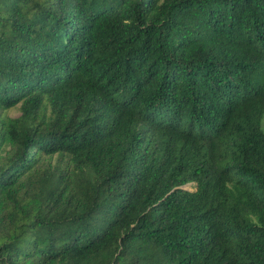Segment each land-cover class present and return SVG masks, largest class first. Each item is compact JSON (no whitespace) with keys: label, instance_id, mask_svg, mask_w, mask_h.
Segmentation results:
<instances>
[{"label":"trees","instance_id":"16d2710c","mask_svg":"<svg viewBox=\"0 0 264 264\" xmlns=\"http://www.w3.org/2000/svg\"><path fill=\"white\" fill-rule=\"evenodd\" d=\"M263 122L264 0H0V264H264Z\"/></svg>","mask_w":264,"mask_h":264},{"label":"rangeland","instance_id":"374dc122","mask_svg":"<svg viewBox=\"0 0 264 264\" xmlns=\"http://www.w3.org/2000/svg\"><path fill=\"white\" fill-rule=\"evenodd\" d=\"M8 114L12 117H16L20 114L19 105L15 108L9 110ZM263 129H264V122H263ZM10 153L9 145H4L0 150V157H6Z\"/></svg>","mask_w":264,"mask_h":264}]
</instances>
